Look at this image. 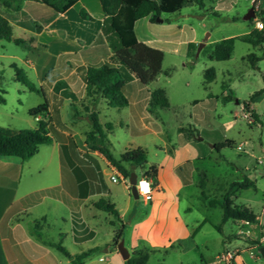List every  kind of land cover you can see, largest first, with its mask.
I'll return each instance as SVG.
<instances>
[{
	"label": "rangeland",
	"instance_id": "374dc122",
	"mask_svg": "<svg viewBox=\"0 0 264 264\" xmlns=\"http://www.w3.org/2000/svg\"><path fill=\"white\" fill-rule=\"evenodd\" d=\"M83 1L90 18L78 15L79 3L72 4L64 12H56L40 1H26L23 10L10 17L25 18L32 27H23L15 24V21L10 23L12 34L21 37L22 43L0 38V95L3 98L0 103V126H33L35 119L27 113V109L46 100L52 108H57L71 139L79 146L82 144L83 132L90 128L83 106L89 103L83 98L84 80L80 69L69 70L72 65H76L77 60L89 61L84 54L90 43L78 32L85 28L95 30L101 14L98 0ZM250 5L251 0H204L202 6L190 3L177 11L160 13L152 20L141 19L136 23V35L147 38L151 45L159 46L163 54L160 71L145 86L134 81L124 85L122 91L131 97L133 92L130 90L138 84L148 89L161 87L168 106H154L150 112L146 104V110L143 111L146 116L142 119L131 114L129 105L108 106L100 96L94 97L89 107L95 111L99 122L112 123L106 137L108 148L114 156H118L124 146L139 145L144 148L147 160L157 159L164 146L163 141L168 139V147H173L176 158L190 159L193 166L191 181L186 182L179 192L183 199L193 201L205 197L220 201L225 192L233 189L230 183L239 180L240 173H244L254 181L255 188H239L232 191L236 196H230L235 203L250 205L261 215L260 227L264 233V166L258 161L264 150V41L262 46L253 47L235 38L227 58L215 59L211 56L213 41L243 34L254 26L255 19L261 21L259 16L264 15V0H258L257 6H254V17L248 21L242 16ZM75 36L79 39H75ZM188 41L193 42L194 50L186 54ZM200 41L203 43L196 51ZM250 51L260 56L255 60V67L250 66L245 57ZM207 67L213 68L214 76L204 81L203 71ZM16 69L35 90L28 89L16 78ZM261 87L262 91L248 102V109H245L243 103L248 101L250 93ZM245 110L254 111L258 121L255 122L252 115H248L251 121H247L242 116ZM178 126L185 129L182 131L185 137H192L186 136V132L188 128H193V133L197 132L196 136L201 139H191L193 143L183 145L178 138ZM213 128L232 138L233 145L223 146L218 151L211 147L210 140L217 134H207L203 130ZM48 130L52 137L49 143L39 144L36 152L27 159L13 157L20 160L15 174L16 195L51 186L60 179L58 142L61 138L58 134L61 131L53 124L48 125ZM236 144L240 145L239 149L235 147ZM196 151H202V156L194 157ZM63 164L60 165L62 174L66 171L64 166L69 165L66 161ZM134 172L139 176L138 168H134ZM98 175L107 188L104 195L110 202L120 208L128 202L124 219L147 209L148 201L143 202L140 195L134 198L129 194L126 180L110 179L103 158L99 163ZM38 199L37 190L22 199L21 202L28 207L27 211L21 210L11 223L17 222L29 238L35 237L33 231L42 232L53 242L48 248L56 264H70L55 246L59 240L67 251L78 249L69 235L60 237L58 234L69 225L68 206L48 197ZM131 206L132 212L129 210ZM81 211L85 220L89 216V223L92 218L95 219L94 240L104 241L112 236L114 230L117 232L119 223L112 214L92 207ZM219 211L220 208L215 205L205 212L213 219ZM108 219L114 223L108 222ZM251 224L257 227L256 222ZM209 232L217 236L213 229H209ZM27 245V240L21 243L24 248ZM113 249V245L101 243L90 253L92 256L100 255V262H103L110 258ZM251 251L257 252L256 249ZM243 254L246 256L247 252ZM161 256L159 251L149 252L144 264H163ZM27 257L31 259V256ZM186 257L192 259L191 255L187 254ZM168 259L176 257L171 258L169 255Z\"/></svg>",
	"mask_w": 264,
	"mask_h": 264
},
{
	"label": "crops",
	"instance_id": "0c3cea01",
	"mask_svg": "<svg viewBox=\"0 0 264 264\" xmlns=\"http://www.w3.org/2000/svg\"><path fill=\"white\" fill-rule=\"evenodd\" d=\"M26 1L34 2L38 0H20L19 8L15 10L10 8L14 2L9 3L10 7H5L2 0H0V13L10 23L15 21V24L31 28L32 25L25 18L12 17L10 19L11 16L23 10V4ZM216 1L220 2L221 0ZM75 3H79V9L86 12L89 16L88 18H90L84 7V1L76 0L73 4ZM100 13L98 18L99 24L95 30L85 28L78 32V35H81V37L90 43L84 54V57L89 61H86V59L82 61L77 60L76 65H72L69 72L76 69L78 64L103 61L118 46V39L109 27L106 15L102 11ZM149 17L150 15L143 16L134 21L133 29L135 35L136 23L141 19L148 20ZM21 22H25V24ZM136 37L150 46L159 48L157 45L149 44L147 38L143 39L137 35ZM74 38L79 39L77 36ZM134 81L136 80L130 79L126 84H131ZM144 86L138 84V86L133 87L130 90L133 92L131 97H127L123 92L127 98V105L131 109V114L137 116L139 119L146 116L143 111L146 110L149 89ZM48 108H52V105L48 104ZM59 130L61 133L58 136L61 138V141L57 142L61 176L56 184L16 195L17 181H15V174L19 168L18 161L20 160H15L16 158H13L14 155H0V264H56V259L48 248L53 243L50 239L40 231H33L32 234L35 237L29 238L24 234L17 222L13 223V225L11 223L14 217L17 218V213L21 210L27 211L26 208L28 207H25L21 202L23 201L22 199L36 190L39 191L45 188H52V190L48 194L39 195V199L48 197L60 200L68 206L69 225L67 229L59 231L58 234L60 237L69 235L72 241L78 245L76 251L68 250L70 254L98 246L101 243L113 245L114 249L110 251V258L106 261L100 262L102 261L100 255L92 256L89 253L80 264H125L124 258L120 256L116 248V243L120 240L127 248L128 256L131 254V251L137 249L148 250L149 252L159 251L162 254L161 260L163 264H264V259L258 252V247L264 245V233H262L260 227L261 215L254 211L250 205L237 203L247 206L254 212L255 221L244 224L241 219H227L220 222L221 208L219 201L205 197L201 199L195 198L193 201L183 199L179 192L186 182L191 181L190 177L193 166L187 157H175L173 147H168V139L163 141L164 146L159 157L148 160L156 164V181L151 188L150 198L147 200L142 199L143 202L148 201L147 209L134 217L128 215L124 219L125 212L128 209V202H125V205L120 208L116 207L115 203L111 201L117 210V221L119 223L115 240L111 242L112 236H108L104 241L94 240L95 219L92 218V222L89 223V216L85 220L81 210L90 209L91 207L95 208L91 204L92 201L107 193V188L99 180L100 176L98 175L101 159H104L105 165L109 170V175L117 170L97 150H89L84 148L83 143L80 146L75 143L71 139L68 128H59ZM177 131L179 133L178 138L183 145L193 143L191 139H194V141L201 139L197 138V132L191 138H188L182 134V131L178 129ZM202 154V151H196L193 156L201 157ZM62 159L69 164L68 166H64L66 167L64 174H62L60 167L61 164L64 165ZM180 164H186L187 167L181 173H178L176 166ZM240 174L244 173L241 172ZM253 188H255V184ZM60 195H63L68 202L63 201ZM91 196L97 197L92 198ZM233 196L236 195L233 194ZM215 205H218L220 211L216 217L211 219L205 211L215 207ZM129 210L132 212L133 207L131 206ZM93 216L94 214H92ZM110 220L108 219V222ZM229 220L230 222H227ZM254 222L257 223V227L252 226L251 223ZM214 225H219V230ZM209 229L216 231L217 236L211 234ZM240 229L243 230V234L239 232ZM240 238L242 240H239ZM25 240L28 241V245L24 248L21 246V243ZM256 240L259 244L256 243ZM254 249L257 252L251 251ZM245 252H247L246 256L243 254ZM25 254L31 256V259H28ZM187 254L191 255L190 258L192 259L189 260L186 257ZM223 254L230 255L228 261L221 257ZM169 255H171V258L176 257V259H168ZM25 256L26 259H24ZM15 261L18 262L15 263Z\"/></svg>",
	"mask_w": 264,
	"mask_h": 264
},
{
	"label": "trees",
	"instance_id": "16d2710c",
	"mask_svg": "<svg viewBox=\"0 0 264 264\" xmlns=\"http://www.w3.org/2000/svg\"><path fill=\"white\" fill-rule=\"evenodd\" d=\"M20 0H2L5 7H10L9 3L14 2L10 7L12 9L19 8ZM47 5L56 12H64L76 0H38ZM204 0H98L100 10L108 21L109 27L115 33L118 39V46L115 47L101 62L78 64V67L83 75L84 80V99L92 104L93 98L100 96L108 106L121 107L127 105L128 101L123 94L122 88L130 79H135L140 85H146L153 80L156 74L160 71V64L162 60V51L159 48L150 46L145 42L138 40L134 29V21L140 17L148 16L152 20L160 13H169L179 10L182 6L195 3L199 6L203 5ZM214 2L215 0H208ZM255 11L254 3L250 5ZM78 14L82 18L89 16L82 9H79ZM254 17V16H253ZM252 18H248L251 21ZM262 22L260 28L251 26L247 32L240 35H230L221 37L211 44V56L215 59H225L229 56L232 42L235 38L245 41L253 47L262 46L264 41V15L259 16ZM25 24V22H21ZM27 24V23H26ZM0 38L12 41L13 43H22L23 39L19 36H14L11 32V24L8 19L0 13ZM194 50V44L191 41L186 43V54L190 50ZM264 54V50L262 51ZM249 65L255 67V60L260 56L253 52L245 54ZM16 69V78L19 79L28 89L35 90L30 82L24 76L19 75ZM204 81H209L214 76L212 67H207L203 71ZM262 87L250 93L248 101L243 103V107L248 109V102L257 96ZM0 102L3 98L0 95ZM84 105L85 117L90 124V128L83 132V146L89 150H97L103 155L109 164L114 166L116 170L127 178L130 171L134 168L139 169V174L149 177L154 185L156 181V164L148 161L144 148L139 145L124 146L118 156H114L108 148V140L106 133L112 128V123L105 121L101 123L98 121L95 111ZM147 110L151 112L154 106L167 107L168 102L164 90L161 87H154L149 89ZM92 106V105H91ZM93 107V106H92ZM57 108H48L46 100L36 104L27 109V113L31 116H36L35 124L31 127L11 128L0 126V155H14L20 159H27L37 150L39 144L49 143L52 137L49 134L48 125L53 124L60 129H67L68 127L60 119ZM255 122L258 121L257 115L254 111H249ZM179 131H185L182 126H178ZM207 134L216 133L210 141L215 150H219L223 146H232L234 140L217 132V128L203 130ZM193 128H188L186 136H192ZM187 167L186 164L176 166V171H181ZM203 184V183H202ZM254 186L253 180L242 174L240 179L232 181L230 187L233 189L225 192L222 195L219 205L221 208V220L223 222L227 219L236 220L242 219L248 222L255 221V213L247 206L237 204L233 201L230 195H233V190ZM52 188H45L37 191V194H48ZM65 202L67 199L60 195ZM92 206L97 209L106 211L117 219V210L114 208L112 202L108 197L101 195L92 201ZM114 223L113 220L109 221ZM219 230V225H214ZM116 230H114L111 242L115 240ZM256 243L259 242L256 240ZM55 246L69 259L70 264H80L88 256L91 250L96 249L97 246L84 249L80 252L70 254L66 248L60 244L58 240ZM148 250H133L131 254L124 259L125 264H144Z\"/></svg>",
	"mask_w": 264,
	"mask_h": 264
},
{
	"label": "built area",
	"instance_id": "2783aa9c",
	"mask_svg": "<svg viewBox=\"0 0 264 264\" xmlns=\"http://www.w3.org/2000/svg\"><path fill=\"white\" fill-rule=\"evenodd\" d=\"M251 2L254 3V6H257V2L258 0H251ZM254 27L256 28H260L262 26V22L258 19H255L254 20ZM248 115H251L250 112L248 110H245L242 112V116L243 117H246L247 118V121H251V118L248 117ZM37 118V115L34 116V119ZM235 147L237 149L240 148V145L239 144H236ZM258 161L261 163L262 166H264V150L262 151V157L258 159ZM110 179L111 180H117L118 178L121 179L122 181H125L127 182V179L124 178L119 172L117 171H114L113 173H111L109 175ZM134 186H135V189H136V192H137V195H140L141 198L143 200H147L150 198V194H151V188L153 187V184H152V181L149 177H146L145 175H142V174H139V176L136 175V179H135V183H134ZM242 223L244 224H247L248 221L247 220H242ZM239 232L241 234H243V230H239ZM224 260H229L230 258V255L229 254H223L221 256Z\"/></svg>",
	"mask_w": 264,
	"mask_h": 264
},
{
	"label": "water",
	"instance_id": "95a60500",
	"mask_svg": "<svg viewBox=\"0 0 264 264\" xmlns=\"http://www.w3.org/2000/svg\"><path fill=\"white\" fill-rule=\"evenodd\" d=\"M254 16V11H253V8L251 6H249V8L247 9V11L243 14L242 18L244 19H248V18H252ZM157 19H160L157 17ZM202 41H200L198 43V46L196 47V51H198V49L200 48V46L202 45ZM197 138H201L200 136H197ZM210 146H212V143L209 144ZM127 183H128V192L129 194L136 198L138 195H137V192H136V189H135V186H134V183H135V179H136V173L134 171H130L128 176H127ZM116 248L120 254V256L122 258H127L128 257V250L127 248L123 245L122 241H118L116 243ZM258 252L259 254L262 256V258L264 259V245H260L258 247Z\"/></svg>",
	"mask_w": 264,
	"mask_h": 264
}]
</instances>
